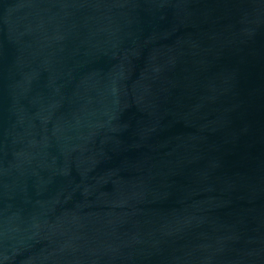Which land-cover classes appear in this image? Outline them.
I'll return each mask as SVG.
<instances>
[{
	"label": "water",
	"instance_id": "95a60500",
	"mask_svg": "<svg viewBox=\"0 0 264 264\" xmlns=\"http://www.w3.org/2000/svg\"><path fill=\"white\" fill-rule=\"evenodd\" d=\"M0 264H264V0H0Z\"/></svg>",
	"mask_w": 264,
	"mask_h": 264
}]
</instances>
